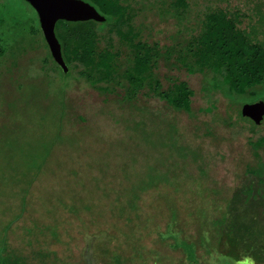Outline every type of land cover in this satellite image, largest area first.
<instances>
[{"label":"rangeland","instance_id":"rangeland-1","mask_svg":"<svg viewBox=\"0 0 264 264\" xmlns=\"http://www.w3.org/2000/svg\"><path fill=\"white\" fill-rule=\"evenodd\" d=\"M120 1L130 11L131 24L123 19L117 27L125 31L133 26L141 41L170 59L185 50L205 17L219 9L237 19L239 29L254 41L264 42V0ZM90 30V24L60 23L56 36L65 46L72 40L67 33ZM0 32V264H264L258 253L236 260L228 255L231 247L225 241L216 247L219 224L212 221L211 197L200 189H213L214 168L200 167L198 161L190 167L163 164L168 154L179 158L175 149L161 146L168 133L160 125L164 114L182 138L177 145L182 140L191 148L198 145L204 156L210 151L197 133L208 128L216 142L225 138L235 145L233 153L231 145L220 144L215 158L226 166L233 153L231 163L240 167L253 159L247 138L264 135V118L256 126L239 118L240 109L264 101V86L256 96L229 98L238 105L218 101L215 113L232 122L228 126L200 113L208 103L201 89L208 78L174 72V60L163 61L159 74L185 80L194 90L195 116L174 115L144 97L132 105L125 101L121 108L117 96L73 71L65 75L68 71L57 66L26 1L0 0ZM237 36L218 19L206 37V50H222L219 38L224 37L227 53L247 59L245 68L258 75L237 80L240 88L258 80L264 63L256 66L252 48L240 46ZM86 53L84 49L74 57L75 64ZM234 63L229 75L241 77V62ZM167 168L175 175L163 182ZM125 189H146L140 210H128Z\"/></svg>","mask_w":264,"mask_h":264},{"label":"trees","instance_id":"trees-1","mask_svg":"<svg viewBox=\"0 0 264 264\" xmlns=\"http://www.w3.org/2000/svg\"><path fill=\"white\" fill-rule=\"evenodd\" d=\"M84 1L91 4L104 16L105 20L101 23L95 21H58L56 23V35L60 23L65 25L81 23L90 24L91 26L88 33L75 31L67 33L68 37L72 39L69 45L63 46L60 41L62 57L68 67V72L65 75L73 71L87 82L98 86L103 93L117 96L115 98L120 103L121 108H124L122 103L125 101H129L132 105L133 101L138 102L144 97L145 100L154 99L159 101L165 111H171L174 115L185 113L195 116L192 107L194 90L185 80L177 78L171 80L168 73L165 72L159 74L160 67H158V64L163 61L174 60V72L184 70L188 75L200 74L208 78L207 83L201 88L208 103L200 113L212 115L215 122L221 121L228 126H233L231 125L232 122H227L228 119L215 113L219 102L223 101L238 105V103L229 101V98L256 96V92L260 93L259 91L264 86V73H260L258 80L243 84L240 88L235 85L236 82H240L237 80L243 78V76L246 81H250L258 74L245 68L247 61L245 57L242 58L239 54L238 59L237 55L235 57L234 54L227 53L229 43L224 37L219 38L222 42L220 43L222 50L221 48L218 50L222 54L219 51L208 53L206 50V37L209 35L215 21L221 19L224 28L229 27L237 32L238 36L235 41L240 42V46L243 45L246 49L252 48L254 53L252 59H254L255 65L258 66L262 62L264 63V42L254 41L245 30L239 29L238 20H233L222 9L206 16L199 34L193 36V40L187 43L184 51L178 54L174 53V55L171 54L174 59H170L171 57L164 56V52L162 56L156 46L140 40V36L135 33L133 26L130 25L131 15L129 9L120 0ZM123 19L130 23L125 31L122 27H117L118 22L121 24ZM84 49L87 53L85 57L83 56L82 63L77 61L78 63L75 64L74 57L82 55ZM3 52L0 32V57ZM237 61L241 62L242 70L239 69L238 72L242 73L240 74L242 76L232 77L229 75L230 65L236 64L234 62ZM236 65L235 69L237 68ZM259 87L260 89H258ZM240 116L239 114V118L242 119L243 117ZM160 117L161 129L164 133H168L163 136L161 146L175 149L179 158V160H174L173 156L169 154L166 158L161 156L165 160L163 164H168V162L174 164L175 161L185 163L190 167L192 161H198L196 165L200 167L210 164L214 168L211 180V182H214L211 184L213 189H200L207 192L208 197H211L209 199L213 204L212 221L219 224V231L214 232L218 241L216 247L218 248L225 241L224 243L232 248L227 251L228 255H233L236 260H240L243 256L252 258L255 253L261 255L258 256L259 259L264 258V135L257 140L252 137L247 138L246 144L253 159L240 167H236L231 163L235 145L232 142L227 143L230 140L227 141L223 138L221 142H216L213 138L214 134L208 128L205 134L197 133L200 140H205L206 149L210 151L204 156L201 147L198 145L191 148V144L184 143L183 140L177 145L182 138L178 134L175 122H171L164 114H160ZM135 124L139 125V123ZM205 137L210 138L206 139ZM224 142L232 146L233 152L226 166H223L215 158V151ZM206 156L210 158L207 159ZM204 169L206 171L210 170L208 168ZM249 172H255L258 176L256 178L251 177L248 175ZM173 173L174 169L172 168L163 169V179L161 180L169 182ZM122 186L124 187V185ZM126 189L123 190L122 195L128 197L126 200L128 210H140L139 198L141 192L146 189L139 193L136 190L129 193L126 192ZM174 221L176 222V220ZM254 245H257V247Z\"/></svg>","mask_w":264,"mask_h":264},{"label":"water","instance_id":"water-1","mask_svg":"<svg viewBox=\"0 0 264 264\" xmlns=\"http://www.w3.org/2000/svg\"><path fill=\"white\" fill-rule=\"evenodd\" d=\"M36 12L39 27L47 44L53 61L65 73L68 67L62 57L61 44L55 33L58 21L103 22L105 20L91 4L84 0H24ZM243 118L250 119L255 125H259L264 118V101L243 104L240 109Z\"/></svg>","mask_w":264,"mask_h":264},{"label":"clouds","instance_id":"clouds-1","mask_svg":"<svg viewBox=\"0 0 264 264\" xmlns=\"http://www.w3.org/2000/svg\"><path fill=\"white\" fill-rule=\"evenodd\" d=\"M253 264H255V262L253 261Z\"/></svg>","mask_w":264,"mask_h":264},{"label":"flooded vegetation","instance_id":"flooded-vegetation-1","mask_svg":"<svg viewBox=\"0 0 264 264\" xmlns=\"http://www.w3.org/2000/svg\"><path fill=\"white\" fill-rule=\"evenodd\" d=\"M58 66V65H57ZM59 67V66H58Z\"/></svg>","mask_w":264,"mask_h":264}]
</instances>
